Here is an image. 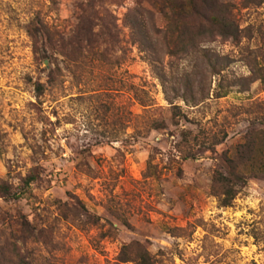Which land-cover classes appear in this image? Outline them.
Masks as SVG:
<instances>
[{"label": "rangeland", "instance_id": "374dc122", "mask_svg": "<svg viewBox=\"0 0 264 264\" xmlns=\"http://www.w3.org/2000/svg\"><path fill=\"white\" fill-rule=\"evenodd\" d=\"M221 1L240 40L187 56L144 14L155 67L131 1L0 0V264H264V0Z\"/></svg>", "mask_w": 264, "mask_h": 264}, {"label": "trees", "instance_id": "16d2710c", "mask_svg": "<svg viewBox=\"0 0 264 264\" xmlns=\"http://www.w3.org/2000/svg\"><path fill=\"white\" fill-rule=\"evenodd\" d=\"M128 1L132 2L133 8L125 15L124 22L130 31L132 44L137 46L139 52L144 53L148 62L155 67L158 60L151 43V35L147 32L145 21L142 19L144 14L152 16L153 10L157 11L166 23L162 30L153 28L154 32L160 34L164 46L172 57L187 56L197 51L199 44L216 36L234 43L240 40L241 30L231 19L228 4L222 3L221 0ZM244 1L245 7L258 6L262 3L259 0ZM158 78L164 82L160 74ZM35 91L40 95L42 85L37 84ZM225 93L222 95L225 96ZM234 162L228 161L229 170L226 175L216 172L213 176V194L221 207L231 206L237 195V187L244 183V178L235 171ZM32 181L33 178H27L25 186H29ZM116 261L117 264H161L160 260L150 255L147 250L132 251L129 246L121 248Z\"/></svg>", "mask_w": 264, "mask_h": 264}]
</instances>
